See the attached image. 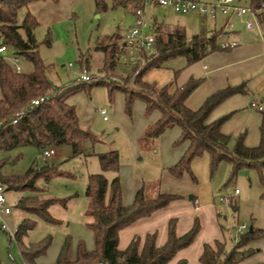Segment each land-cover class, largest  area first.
Listing matches in <instances>:
<instances>
[{"label": "trees", "instance_id": "obj_1", "mask_svg": "<svg viewBox=\"0 0 264 264\" xmlns=\"http://www.w3.org/2000/svg\"><path fill=\"white\" fill-rule=\"evenodd\" d=\"M37 1L48 0H0V36L4 44L13 51L15 57H21L31 63V73H18L7 56L0 55V154L26 146L36 147L40 152L61 146H70L73 156H96L102 173L88 176L85 196L89 205L87 217L88 229L93 234L94 247L88 251L82 242L76 244L73 252V238L67 236L53 264H169L179 251L193 244L200 233L201 225L195 220L192 228L182 236L176 232L177 221L170 220L168 238L164 245H157V233L148 234L143 243L140 238H134L125 250L119 249L120 232L141 219L152 216L155 212L167 207L170 203L181 199L178 195L160 193L155 198H146L143 188H140L130 205H124L122 186L118 176L120 155L118 151L96 154L93 145L95 135L82 128L77 110L67 99L80 91L90 93L94 86H105L109 99L115 92L125 96L126 109L132 113L135 101L146 105V113H160V118L148 132L150 138H158L167 130L179 128L181 136L174 146L187 145L180 161L170 167L168 172L177 179L185 174L194 182L196 177L192 172V163L204 155L209 156L210 173L222 162L231 165V178L239 170H255L264 187V110L260 111V140L257 146L249 147L245 143L246 133L242 132L236 138L222 132V126L232 117L231 112L216 120L210 121L211 114L226 100L235 95H248L246 82L236 86H227L209 95L197 110L190 109L186 102L202 85L205 79L189 78L182 86L171 90L170 85L158 87L157 83L145 80L146 74L154 69H162L170 61L183 57L187 66H191L204 56L229 51L231 47L222 46L220 37L223 30L214 31L210 36L205 33L195 34L188 38L180 27H158L155 32L154 51L142 52L141 59L132 64L130 74H123L120 60L123 54L121 46L123 36L114 35L98 41L97 51L104 55L101 73L103 80H92L68 88L54 87L48 79L52 66L46 65L40 57V43L36 40L35 30L39 22L28 10V6ZM59 3L61 0H50ZM96 12L108 10L106 0H94ZM249 6L257 12L259 24L264 27V0H249ZM113 7H122L136 14L144 10L142 0H113ZM26 13L21 23L18 22L20 10ZM47 46L51 43L49 33L46 36ZM88 64L85 58L82 65ZM178 73V72H176ZM106 77V78H105ZM109 79L110 81H108ZM115 79V80H112ZM122 83L123 85H121ZM53 93V94H52ZM52 94V98L44 103L33 106V100ZM22 112L17 123H13L15 114ZM232 140L234 141L233 144ZM91 146V151L85 150ZM7 158H0V185L8 192H38L37 182L43 179L49 182L56 165L45 161L38 162L23 174L7 175L3 173ZM114 172L116 176L111 182L104 173ZM264 197V193H263ZM58 200L46 199L39 194L20 198L15 208L51 224H61L52 217L50 207ZM37 222L26 218L18 225L14 240L21 255L23 264H40L52 244L49 236L38 243H27L28 234L34 230ZM264 239V230L252 228L239 236L232 247L226 242L215 241L205 244L199 258L201 264H239L256 253L252 243ZM0 264H2L0 259ZM176 264H188L181 259Z\"/></svg>", "mask_w": 264, "mask_h": 264}, {"label": "rangeland", "instance_id": "obj_2", "mask_svg": "<svg viewBox=\"0 0 264 264\" xmlns=\"http://www.w3.org/2000/svg\"><path fill=\"white\" fill-rule=\"evenodd\" d=\"M52 2V7L35 8V13H39L40 21L35 30L36 40L40 43V57L46 65L52 66L48 79L54 87H72L77 85V78L86 70L93 80H103L101 68L104 55L96 49L98 41L114 35L121 37L126 35L133 25L134 14L122 7H113V0H106L109 8L101 13L96 12L94 0ZM237 5L249 7V0H237ZM144 11L145 19L149 22L165 24L169 22L172 25L173 21H178L175 13L170 9L165 10L147 4ZM25 13V9L20 10L19 23L22 22ZM123 14L126 15L125 18L122 17ZM185 18L182 17L180 20ZM227 20L221 15L215 23L207 20L203 24L202 21L196 20L189 23L191 26L186 27V33L188 38H191L201 32L210 36L214 31L223 30L225 34L220 40L221 45L235 43V47L229 51L207 55L191 66H187L183 57L173 59L162 69L149 71L145 80L157 83L158 87L170 85L171 90H174L175 87L185 84L190 77L205 79L186 102L192 110H197L212 93L235 85L244 77H249L251 83L261 81L264 78V30L262 31L258 22L249 15L242 19L231 18L229 24L232 27H226ZM247 21L253 23L255 27L253 31L246 28ZM48 33L51 38L49 46L45 43ZM14 56L13 51L9 49L7 57L11 59ZM18 58L22 73H31L33 71L31 63L21 57ZM85 58H88V64L82 65ZM136 58L141 59V54H136ZM121 60L120 67L124 68L123 74H130L133 69L132 63L122 64ZM67 100L77 107L82 128L95 135L94 153L118 151L120 164L128 167L129 174L139 180L140 188H143L146 198H155L160 193L182 196L187 200L190 196L201 194L206 198L213 197L220 212L218 219L224 227L225 239L229 246L232 245L233 238L238 236L239 227L245 225L248 229L264 228V187L255 170L245 168L231 178V165L222 162L211 174L209 156L206 154L192 166L197 182L187 174L181 179L174 178L168 171H162L161 146L154 138L143 135L135 142L141 150L138 157L131 145V137L134 133L131 128L147 116L144 110L140 113L138 109V106L142 105L141 101L137 100V103L135 101L132 113L129 114L124 96L119 99L116 95L110 100L105 86H94L90 93L80 91L70 95ZM102 109L106 110L107 120H104L100 114ZM233 143L232 140L231 144ZM168 144L166 142L163 150L166 155ZM85 150L91 151V146L87 145ZM54 151L55 154L47 159L33 146L0 154V158L6 157L8 160L3 169V173L7 175L23 174L35 162L44 165L47 161L56 165L49 182L43 179L37 182L39 189L37 193L4 191L6 205L10 207L11 215L5 220L10 231H3L0 221L2 264H23L14 240V233L21 221L26 218H32L37 222L34 230L26 238L27 243H38L49 236L52 237L51 247L46 256L40 259V264L55 262L67 236L73 238V254L79 242H82L88 251L94 247L93 234L86 225L92 220L86 215L89 202L85 191L88 176L102 173L99 160L96 156L74 157L72 148L67 145L56 147ZM104 175L109 182L116 176L114 172H107ZM236 189L239 194L233 195ZM35 194L46 199L58 200L50 207V213L61 224L44 222L15 208L20 198ZM228 195L232 196L231 203L221 202V198ZM235 206H237L236 210H234Z\"/></svg>", "mask_w": 264, "mask_h": 264}, {"label": "crops", "instance_id": "obj_3", "mask_svg": "<svg viewBox=\"0 0 264 264\" xmlns=\"http://www.w3.org/2000/svg\"><path fill=\"white\" fill-rule=\"evenodd\" d=\"M63 1L64 0H62L60 3H62ZM214 1L215 0L204 1V2L211 4ZM51 2L52 1L50 0L33 2L28 6V10L34 15V17L40 23L39 13L38 12L35 13V8L36 7L39 8L40 6L52 7ZM163 9L167 10L169 8L167 9L163 8ZM170 10L173 11L172 9ZM173 13L175 12L173 11ZM175 15L178 21H173L172 25L169 22L166 24L163 22L157 23L155 21L151 23H153L157 28L180 27L186 31V27L189 28L191 26V24H189L190 22L200 20L204 24V22L210 20L213 23H215L219 15L224 16L222 14H218L216 20L213 21L207 16L202 17L198 15H179L176 13ZM125 16H126L125 14L122 15L123 18H125ZM182 17L184 18L186 17L185 20H180ZM228 21L229 19L226 22V27ZM224 34L225 32L223 31L222 36ZM222 36L220 37V40ZM124 37L125 35L123 36V38ZM7 53L6 55L4 54L3 56H7ZM14 57H12L11 59H13ZM204 69H206V66H204ZM242 82L247 83V87L249 90L248 95H235L229 98L228 100H226L211 114L210 121L216 120L231 112H235L232 115V117L222 126V132L226 135H230L232 138H236L239 134L245 132L246 145L249 147H254L258 145L260 140L259 127L261 124V114L260 111L251 107V102L257 101L264 108V78H262L261 81H258L256 83H251L249 77H244L239 82H237L235 85L232 86L239 85ZM77 84L80 83L77 82ZM116 95L117 97H119V99H122V97L124 96V94L121 92H115L112 97H115ZM110 100H112V98ZM67 102L70 105H72L68 100ZM137 102L138 101H136V103ZM141 103L143 106L142 105L138 106L140 113L141 110H144L146 112V105L143 102ZM76 110H77V115L79 117L77 107ZM146 115L147 116L145 117V119L139 121L133 126V128H131V130L134 131L133 137H131L132 139L130 138L131 145L134 148L137 157L140 154L141 150L139 146L136 145L135 142L140 140L143 135H147L148 132L151 130V128L160 118V113L158 111H153L152 113L150 114L147 113ZM180 136H181V130L175 127L167 130L160 137L155 138V140L158 143H160L161 146L162 171H168L170 167L176 165L183 157L187 149V145H183L179 147L174 146L175 142L178 141ZM166 142L169 143L168 149L166 148L168 152L167 155L164 154L163 152ZM197 160H199V158L193 161L192 166L195 164V161ZM129 172L130 169L128 167L120 164L118 176L121 181L122 198L124 205H130L133 202L136 193L140 189L139 180L134 179L131 176V174H129ZM159 192L160 191H158V193ZM203 195L204 194H201L199 196L193 195L192 199L189 200L180 196L181 199L170 203L167 207L155 212L152 216L145 219H141L136 223L132 224L131 226H129L128 228L124 229L123 231L120 232L119 249L125 250L134 238H140L141 242L143 243L145 237L148 234H153V233H157V242H156L157 245L162 246L166 243L168 238V225L170 220L175 219L177 221L176 232L178 236H182L192 228L195 220L198 219L201 225V230L198 236L196 237L195 241L188 248L179 251L176 257L169 264H176L181 259L187 260L188 264H201L199 258L203 252V246L205 244H213L215 241L226 242L224 235V227L220 224L218 219L220 212L216 207L214 198L213 197L206 198ZM236 209L237 206L234 207V210ZM10 215L11 213L7 216H3V220L5 221L6 218L9 217ZM250 228H257L264 230V228H260V227H250ZM238 237L239 236L233 238L232 245L230 246L228 245V247H232L237 241ZM251 247L256 250V253L246 258L239 264H264V239L253 242Z\"/></svg>", "mask_w": 264, "mask_h": 264}, {"label": "built area", "instance_id": "obj_4", "mask_svg": "<svg viewBox=\"0 0 264 264\" xmlns=\"http://www.w3.org/2000/svg\"><path fill=\"white\" fill-rule=\"evenodd\" d=\"M144 2V5L147 4H153L155 6H159L161 8H169L172 9L176 14L179 15H198V16H207L211 20H216L218 14H222L225 17L231 20L233 17L237 18H244L245 16L249 15L251 16L255 21L258 22L257 19V12L249 7H241L237 5V0H215L213 3L208 4L204 2L203 0H142ZM229 21L227 23L228 27H232L231 24H229ZM259 24V22H258ZM260 25V24H259ZM262 31L264 30V27L260 25ZM246 28L249 31H253L255 29L253 23L251 21L246 22ZM158 28L151 22L147 21L145 19V13L144 10H137L135 14V19L133 22V25L130 29V31L125 35L123 38V44L121 46V49L123 50V54L121 57L122 64H125L127 62H131L132 64H135L137 61L136 54H141L142 52H153L155 48V32ZM229 46L231 48L235 47V43L231 44H225L223 45ZM8 47L4 44V41L2 37L0 36V55H6L8 51ZM10 60V59H9ZM13 65L15 66V69L18 73H21V67L19 65V58L14 57L10 60ZM92 80V77L87 73L86 70L81 72L79 77L77 78V82L79 83H88ZM52 94H47L45 96L39 97L35 100H33L32 105L38 106L45 101L52 98ZM251 107L257 109L258 111H263L264 108L257 102L253 101L251 102ZM101 114L104 116V119L107 120L108 117L106 116V110L102 109ZM23 115L22 112H18L15 114V118L13 123H17L18 118H20ZM55 154L54 149H46L43 151L42 156L47 159ZM4 187L0 185V221L1 223V229L3 231H10L9 226L7 223L3 220V216H7L11 213L10 207L6 205V198L4 195ZM239 191L238 189L234 190L233 195H238ZM232 196L228 195L223 198H221V202H228L231 203ZM248 228L247 226L243 225L238 228V236H241L247 232ZM96 264H110L108 262H100Z\"/></svg>", "mask_w": 264, "mask_h": 264}, {"label": "water", "instance_id": "obj_5", "mask_svg": "<svg viewBox=\"0 0 264 264\" xmlns=\"http://www.w3.org/2000/svg\"><path fill=\"white\" fill-rule=\"evenodd\" d=\"M189 199H192V196H190ZM250 230H252V228H250Z\"/></svg>", "mask_w": 264, "mask_h": 264}]
</instances>
